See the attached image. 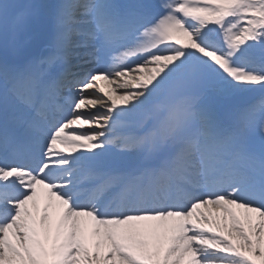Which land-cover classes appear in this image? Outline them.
Segmentation results:
<instances>
[{
  "label": "snow or ice",
  "instance_id": "snow-or-ice-1",
  "mask_svg": "<svg viewBox=\"0 0 264 264\" xmlns=\"http://www.w3.org/2000/svg\"><path fill=\"white\" fill-rule=\"evenodd\" d=\"M48 7L0 0V264H264V0Z\"/></svg>",
  "mask_w": 264,
  "mask_h": 264
},
{
  "label": "bare ground",
  "instance_id": "bare-ground-1",
  "mask_svg": "<svg viewBox=\"0 0 264 264\" xmlns=\"http://www.w3.org/2000/svg\"><path fill=\"white\" fill-rule=\"evenodd\" d=\"M49 1V0H48ZM143 2L144 3H146V4H148V5H150L151 7H152V11H153V14L155 15V14H158V13H162V10H163V8H162V3L164 2V0H143ZM39 3H43V0L42 1H40ZM57 5V3H54V8H55V6ZM36 39V37L34 36V40ZM99 84H100V86H102L103 88H104V90L105 91H109L112 87H115V85H109L108 83H107V81H100L99 82ZM128 90H131V85H130V87H129V89ZM91 91V90H90ZM125 91V89H120L118 92H117V95H120V94H122L123 92ZM97 108H99V105H98V107ZM93 111H95V109H93ZM117 135H121L122 134V130L121 129H117V133H116ZM256 135H254V139H255V141L257 142V144L259 143V141H260V136L258 137V136H256ZM99 151V150H98ZM117 153V150L116 149H113V155H115ZM201 210H205V209H200L199 211H201ZM208 210H211V209H208ZM233 211H235L236 212V214L237 215H242L243 214V210L242 209H233ZM212 212V211H211ZM215 212V211H214ZM213 212V216H217L218 215V213H214ZM53 216H54V218H55V212H53ZM229 223H230V221H229Z\"/></svg>",
  "mask_w": 264,
  "mask_h": 264
},
{
  "label": "rangeland",
  "instance_id": "rangeland-1",
  "mask_svg": "<svg viewBox=\"0 0 264 264\" xmlns=\"http://www.w3.org/2000/svg\"><path fill=\"white\" fill-rule=\"evenodd\" d=\"M40 1H42V0H37V2H40ZM44 3L43 4H45V5H47V6H49L48 7V11H49V13H51L53 10H51V9H49V8H52L53 9V7L51 6V4L50 3H52V2H47L46 0H44L43 1ZM58 2H60V0H58ZM99 86H100V84H99ZM100 87H102V86H100ZM103 88V87H102ZM238 97H239V94L237 93L236 94V96L234 97V100L232 101L233 103H232V106H233V108L234 109H240V108H242V107H240L235 101L238 99ZM117 105L119 106V107H123L124 105H123V102L122 101H119V100H117ZM97 107H98V105H97ZM129 107H130V105H129ZM254 135H256V136H260L261 134H260V131H259V129L257 128L256 129V131H255V133H254ZM255 136V137H256ZM59 147V146H58ZM81 151H83V150H81ZM76 155H78L79 153H75ZM44 191H46V190H43L42 188H40V187H38V202H39V206H40V209L42 210V208H43V206H44V204H45V198H44V196H43V193H44ZM211 209V208H210ZM201 211H204L205 213H208L209 211L213 214V212L215 211L214 209H211V210H208V209H205V210H201ZM216 212V211H215ZM214 212V213H215ZM218 215L221 217V223H223V216H224V213L223 212H220V213H218ZM216 216V215H215Z\"/></svg>",
  "mask_w": 264,
  "mask_h": 264
},
{
  "label": "water",
  "instance_id": "water-1",
  "mask_svg": "<svg viewBox=\"0 0 264 264\" xmlns=\"http://www.w3.org/2000/svg\"><path fill=\"white\" fill-rule=\"evenodd\" d=\"M257 96H253L251 94H248V93H242V103L243 104H249L251 102H253L255 99H256Z\"/></svg>",
  "mask_w": 264,
  "mask_h": 264
}]
</instances>
